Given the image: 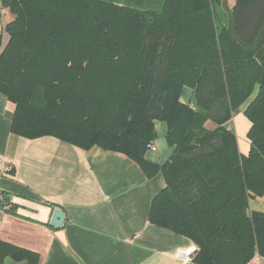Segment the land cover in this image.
<instances>
[{"label": "trees", "instance_id": "16d2710c", "mask_svg": "<svg viewBox=\"0 0 264 264\" xmlns=\"http://www.w3.org/2000/svg\"><path fill=\"white\" fill-rule=\"evenodd\" d=\"M226 1L0 0L11 132L122 153L149 178L162 174L148 222L195 244L186 264L264 257V213L249 209L264 197V0ZM243 107L246 156L229 127ZM156 121L172 148L162 166L146 159ZM7 259L40 264L0 242Z\"/></svg>", "mask_w": 264, "mask_h": 264}, {"label": "crops", "instance_id": "0c3cea01", "mask_svg": "<svg viewBox=\"0 0 264 264\" xmlns=\"http://www.w3.org/2000/svg\"><path fill=\"white\" fill-rule=\"evenodd\" d=\"M5 22L1 15L3 47ZM192 93L185 88L182 102L193 103ZM244 109L229 127L246 156L251 124ZM14 112L15 105L0 93V242L37 253L40 264H186L196 254L192 241L148 222L152 201L166 186L162 174L149 178L122 153L17 136L11 132ZM155 128L156 150L146 159L162 166L172 154L168 126L156 121ZM52 208L65 212L59 229L49 225ZM249 209L264 213V197L252 200ZM255 259L264 264V257ZM6 264L26 263L7 259Z\"/></svg>", "mask_w": 264, "mask_h": 264}, {"label": "water", "instance_id": "95a60500", "mask_svg": "<svg viewBox=\"0 0 264 264\" xmlns=\"http://www.w3.org/2000/svg\"><path fill=\"white\" fill-rule=\"evenodd\" d=\"M7 205H10V202H8ZM65 219V212L62 209L52 208L49 225L52 227V229H59L65 224Z\"/></svg>", "mask_w": 264, "mask_h": 264}, {"label": "built area", "instance_id": "2783aa9c", "mask_svg": "<svg viewBox=\"0 0 264 264\" xmlns=\"http://www.w3.org/2000/svg\"><path fill=\"white\" fill-rule=\"evenodd\" d=\"M154 147L155 146L153 145L150 150H152V151L156 150V148H154ZM3 160H4V158L0 155V161H3ZM2 203H3V201L0 199V205H2ZM190 261H191V258L188 257L186 262L189 263ZM255 262H256V259L253 261L252 264H255Z\"/></svg>", "mask_w": 264, "mask_h": 264}, {"label": "rangeland", "instance_id": "374dc122", "mask_svg": "<svg viewBox=\"0 0 264 264\" xmlns=\"http://www.w3.org/2000/svg\"><path fill=\"white\" fill-rule=\"evenodd\" d=\"M228 9H232L236 3V0H227Z\"/></svg>", "mask_w": 264, "mask_h": 264}]
</instances>
